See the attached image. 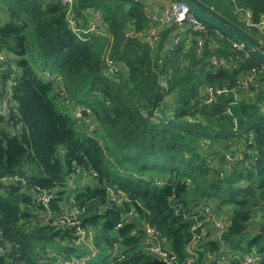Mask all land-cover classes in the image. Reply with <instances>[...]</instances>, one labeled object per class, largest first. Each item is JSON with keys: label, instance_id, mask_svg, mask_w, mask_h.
Segmentation results:
<instances>
[{"label": "trees", "instance_id": "1", "mask_svg": "<svg viewBox=\"0 0 264 264\" xmlns=\"http://www.w3.org/2000/svg\"><path fill=\"white\" fill-rule=\"evenodd\" d=\"M194 1L264 50V31L256 25L264 18V0ZM89 9L101 25L80 38L68 27L60 0H0V53L6 56L0 82H13L11 114L0 115V178H9L0 180V244L9 242L0 264H87V246L94 255L116 241L123 258L112 255L106 264H149L155 256L144 250L145 225L155 227L181 263L191 215L206 204L229 209L230 225L218 237L207 231L194 264H217L209 253L234 252L245 239L252 251H243L261 254L264 264L262 62L234 49V39L209 24L211 48L197 52L194 36L185 37L159 61L169 30L156 55L128 34L147 27L143 2L75 0L77 24L90 21ZM107 59L117 66L113 73ZM11 63L21 71L15 78ZM34 63L48 68L49 80L37 76ZM253 67L254 82L236 99L231 90L204 102L205 87L232 88ZM57 95L80 107L84 119L85 108L100 134L79 133L73 117L56 109ZM225 153L235 159L229 162ZM81 169L92 177L72 186ZM73 206L77 223L56 222ZM129 211L131 220L115 229ZM251 220L258 228L249 235ZM229 264L245 262L240 256Z\"/></svg>", "mask_w": 264, "mask_h": 264}, {"label": "built area", "instance_id": "2", "mask_svg": "<svg viewBox=\"0 0 264 264\" xmlns=\"http://www.w3.org/2000/svg\"><path fill=\"white\" fill-rule=\"evenodd\" d=\"M62 5L65 8V19L68 24V27L73 31L78 37L83 38V34H87L91 31L98 30L101 25V19L96 12H93V9H89L92 12L90 21L85 25L77 24L76 16L74 13V3L75 0H60ZM141 1L144 3V10L147 15V27L138 32L130 33V35H136L138 38L144 40L149 44L153 54H159L157 49V44L161 39L162 32L169 30L168 41L164 43L162 47V54H159V61H161L165 53H170L178 46L180 41L185 37L195 38V45L197 52H200L204 48H211L214 44V40L209 34L208 23L202 19L195 16L189 9V7L180 0H156L154 5L151 6V0H133ZM156 6V7H155ZM247 21H250L251 14L249 11L245 13ZM264 24V18L260 22ZM216 33L218 31L216 30ZM219 34V33H218ZM232 46L234 49L243 51L245 56H248V52L244 49L243 45L236 40H232ZM6 56L4 53H0V59H5ZM214 63L222 64L223 66H228L225 60L216 61L213 59ZM107 67L110 73H113L117 66L113 60L107 59ZM259 70L264 72V62L259 65ZM257 71L256 67H253L249 72L243 73L236 81V84L232 88L226 86H215L209 85L204 88L205 93V103L213 101L216 95L226 93L228 91L234 92L235 99L237 98V91H247L249 85L254 82L255 73ZM47 76L50 75L49 71H45ZM11 80L7 81V84L3 85L0 82V115L9 118L11 114V109L13 108L12 103V92H11ZM238 158L241 157L239 153H235ZM226 158L229 162H232L235 159L234 155L230 153H225ZM8 176L1 177L0 180L7 181ZM48 196H44L45 202L48 201ZM110 201H117L115 196L111 195L109 197ZM77 208L73 206L68 212L62 211L56 222L64 225L75 224L77 223ZM216 211V210H215ZM211 204H206L199 209L198 213L191 215L194 223L191 226L192 237L187 245V257L184 262H177L173 258L174 256H169V251L161 244L160 236L158 235L157 230L154 226L145 225V235L146 240L144 243V250L148 253H151L155 258L164 261L166 264H194L195 258L198 255L197 245L201 244L203 241V236L207 233L208 230L216 233L218 237L229 225H230V216L229 209L222 208L221 213H216ZM134 216L132 211H129L123 215V219L115 225V229H118L122 226L124 221H129ZM76 231L81 235L80 238H83L85 232L83 229L76 227ZM78 235V240L80 239ZM7 240V239H6ZM3 240V243L0 244V252L6 250L8 240ZM121 245L119 241L114 242L113 244V255L118 259L123 258L121 253ZM245 262V264H259L262 260V255L255 252L245 253L240 251L237 253L225 252L218 254H208V258L211 260L217 261V264H229L230 260L236 257H240ZM112 264V263H109Z\"/></svg>", "mask_w": 264, "mask_h": 264}, {"label": "rangeland", "instance_id": "3", "mask_svg": "<svg viewBox=\"0 0 264 264\" xmlns=\"http://www.w3.org/2000/svg\"><path fill=\"white\" fill-rule=\"evenodd\" d=\"M0 15H1V13H0ZM256 25L260 28V30L264 31V24L258 23ZM140 31H142V30H138V31L132 30V31H129L128 34L138 33ZM33 66H34V69L36 71L37 76H39L43 80H49L50 79V77L45 75V71L48 68L44 67L40 63H34ZM20 72H21L20 68L17 67L14 63H11V65H10L11 76L13 78H15V77L19 76ZM54 92H55V90H53V92H51V94H50L51 97L53 96ZM242 93L238 94L239 98L241 97ZM53 101L55 103L56 109L59 112L65 113V114H70L73 117V119L76 122L75 128L78 130L79 133L81 132V133H85V134H92L95 136H98L100 134L99 130L94 131L95 125L91 120H89L90 116H88L89 117L88 121H87L88 123H84L85 119L82 118L80 116V113H79L80 107L74 106L73 105L74 102H70L67 99H64L62 95H57V96L53 97ZM32 168L34 169L35 167L32 165ZM84 172H85V170L81 169L80 172H77L76 174L73 175V177L70 180V181H72V184H71L72 186L75 185L76 183L85 182L87 179L92 177L90 172H88L87 174H84ZM69 183H71V182H69ZM67 194L70 197L73 196V192L67 193ZM65 195H66V193L64 194V196ZM215 212L221 213L219 210H216ZM256 228H258L256 226V221L251 220L250 227H249L247 234L250 235L251 233H253L255 231ZM161 244L164 247H167V243H165L164 240H161ZM243 250H247V252L252 251V250H249L246 239L242 240L239 244H237V246H235L233 248L234 252H232V253L235 254V253L243 251ZM112 251H113V248L111 246L105 245L103 247L101 246L96 251V253L93 255L92 254L93 248L87 246L86 250L84 251V254H85L84 256L87 257L86 263L87 264H106L109 262V260H111V257L113 255ZM72 259H73V257L71 258V261H72ZM80 259H82V258H80Z\"/></svg>", "mask_w": 264, "mask_h": 264}, {"label": "water", "instance_id": "4", "mask_svg": "<svg viewBox=\"0 0 264 264\" xmlns=\"http://www.w3.org/2000/svg\"><path fill=\"white\" fill-rule=\"evenodd\" d=\"M183 1L190 9V11L202 19L209 25L221 30L225 34L229 35L232 39L241 43L244 49L253 57L258 59L261 62H264V50H262L258 45H256L251 39L242 34L237 28L222 21L218 16L212 14L211 12L205 10L200 4H198L194 0H180ZM82 114L87 115V111L85 108L81 109ZM117 191V188L114 187V192ZM259 231L264 232V226L259 228ZM169 256H173L171 252H169ZM149 264H166L164 261H161L157 258H154Z\"/></svg>", "mask_w": 264, "mask_h": 264}, {"label": "crops", "instance_id": "5", "mask_svg": "<svg viewBox=\"0 0 264 264\" xmlns=\"http://www.w3.org/2000/svg\"><path fill=\"white\" fill-rule=\"evenodd\" d=\"M154 1H156V0H151V6L154 5V3H153ZM155 7H156V6H155ZM79 112H80V111H79ZM83 115H84V114H83ZM84 117H85V122L88 123V122H87V121H88V116H85V115H84ZM145 238H146V235H145ZM228 252H229V250L227 251V253H228Z\"/></svg>", "mask_w": 264, "mask_h": 264}]
</instances>
